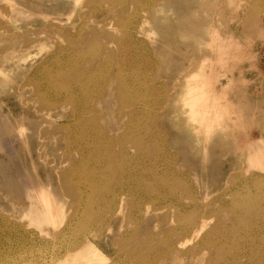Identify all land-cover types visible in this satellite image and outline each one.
Masks as SVG:
<instances>
[{
	"label": "rangeland",
	"instance_id": "374dc122",
	"mask_svg": "<svg viewBox=\"0 0 264 264\" xmlns=\"http://www.w3.org/2000/svg\"><path fill=\"white\" fill-rule=\"evenodd\" d=\"M77 1L0 0V264H55L68 250L87 258L77 253L65 264L261 260L264 169L250 156L264 158V0ZM217 24L242 48L220 71L231 89L216 98L244 117L230 113L229 134L214 125L205 140L180 98L186 78L201 85L197 68L214 47ZM209 63L202 65L217 67ZM60 75L87 78L86 87L60 88ZM76 133L95 137L97 148L109 144L113 167L78 151ZM140 136L143 147L134 148Z\"/></svg>",
	"mask_w": 264,
	"mask_h": 264
},
{
	"label": "bare ground",
	"instance_id": "6f19581e",
	"mask_svg": "<svg viewBox=\"0 0 264 264\" xmlns=\"http://www.w3.org/2000/svg\"><path fill=\"white\" fill-rule=\"evenodd\" d=\"M97 2V1H96ZM140 2V1H139ZM138 2V3H139ZM74 3L77 5V3H78V1L77 0H74ZM149 3H152V2H149ZM148 3V4H149ZM141 4V3H140ZM139 4V5H140ZM147 5V4H146ZM151 5V4H150ZM143 6V5H142ZM134 9V8H133ZM146 13V12H145ZM218 22V21H217ZM111 23V22H110ZM140 24V23H139ZM150 26V25H149ZM261 31V30H260ZM258 32V31H257ZM127 33V32H126ZM211 43L214 45V47H212V49H211V52H210V55L208 54L206 57L204 56L203 57V62H201V66L202 67H198L197 69V72L198 73H201V74H203L204 75V77L202 76V81H201V79L198 81V83H200L201 85L198 87L197 86V84H191V82H190V80H189V82H188V80H187V78L185 79V82H187V83H185V85H184V87H182L183 88V91H182V96H181V98H180V102L182 103V106H181V109H182V112H183V114H185L186 115V119L189 121V123L191 124V126H192V128H193V130H194V132L198 135V134H200V133H202V134H204L205 136H207L206 138H205V140H207L208 139V137H209V135L211 134V130H212V128L211 127H214V125H215V127H216V129H219L220 130V132H221V134L223 135V136H227L228 134H229V127L225 124L226 122H229V121H233L232 119H233V117L234 116H231L230 115V113H234V112H237V116L240 118H243L244 117V115L242 114V113H239V111H236V108H234V107H231L232 105H231V103H230V101L225 97L223 100H222V102H220V101H218V100H220L219 98L217 99L216 98V95H217V93H218V95H221V97H223V96H225V93H227V91L228 90H230L231 89V87H232V85H231V81L229 82V79L228 78H226L224 75V72L222 73V72H220L221 70H224V69H226V67L227 66H231L232 64L231 63H233L234 61H235V59H237V60H239L238 58H237V55H239V54H241V53H239L240 52V50H241V48H242V46H240V42L241 41H239V39L236 37V36H234L233 34H224V33H222L220 30H218V24H217V27L215 28V29H212L211 30ZM145 48V47H144ZM146 49V48H145ZM97 50V49H96ZM87 51V50H86ZM80 52V51H79ZM92 52V51H91ZM93 52H94V50H93ZM97 52H99V51H97ZM66 53V52H65ZM77 53V52H76ZM67 54H68V52H67ZM80 54H82V53H80ZM69 55V54H68ZM83 55V54H82ZM87 55H89V53L88 54H86V56ZM90 55H92V54H90ZM100 55V54H99ZM63 57V56H62ZM67 57V56H66ZM81 57V56H80ZM68 58H69V56H68ZM70 59V58H69ZM192 59V58H191ZM67 61H68V59H66ZM66 60H64V61H66ZM157 60V59H156ZM63 61V60H62ZM66 61V62H67ZM241 61V60H240ZM75 62V61H74ZM189 62H190V60H189ZM208 63V62H210L209 64H211L212 63V65L214 64H216L217 65V67L216 68H221L219 71H217L216 70V68H213V67H207V68H204L205 66H203L202 65V63H204L205 65H206V63ZM67 64H69V63H67ZM129 64V63H128ZM72 65V64H71ZM126 65V64H125ZM135 65V64H134ZM139 65V64H138ZM213 65V66H214ZM73 66V65H72ZM129 66V65H128ZM131 66V65H130ZM129 66V67H130ZM136 68H138V67H136ZM49 69V68H48ZM127 69V68H126ZM130 69V68H129ZM134 69V68H133ZM47 69H45L44 71H46ZM132 70V69H131ZM140 70V69H139ZM50 71V70H49ZM88 71V70H87ZM141 71V70H140ZM47 72V71H46ZM129 72V71H128ZM134 72H136L137 73V71H134ZM219 72L221 73V74H219ZM129 73H131V72H129ZM195 73V72H194ZM85 74V73H84ZM94 74V73H93ZM98 74V73H97ZM100 74H102V73H100ZM126 74V73H125ZM124 74V75H125ZM145 74V73H144ZM191 74H192V72H191ZM224 74V75H223ZM50 75V74H49ZM89 76H90V74H88ZM126 75H128V73L126 74ZM136 75V74H135ZM134 75V76H135ZM54 76V75H53ZM61 77H59V79L58 80H63V82L61 83V85L59 86L60 88H66V87H68L67 85H71V86H73L71 89V91L72 92H74L73 90V88H74V86H76L77 88L79 87V89H84L85 87H86V82H84L85 80L84 79H81V78H79V82H75L74 80H72V79H68V78H66V79H64L63 78V76L62 75H60ZM81 76H83V75H81ZM88 76V77H89ZM98 76V75H97ZM133 76V77H134ZM140 76H141V74H140ZM139 76V77H140ZM190 76V75H189ZM189 76H188V78H189ZM49 77H52V76H49ZM84 77H86L85 75H84ZM83 77V78H84ZM96 77V76H95ZM99 77V76H98ZM102 77V76H101ZM132 77V76H131ZM137 77V76H136ZM135 78V77H134ZM192 78H194V76L193 77H191L190 76V79H192ZM203 78L205 79V80H203ZM51 79V78H50ZM96 79V78H95ZM132 79V78H131ZM136 79V78H135ZM142 79V78H141ZM57 80V79H56ZM98 80V79H97ZM134 80V79H133ZM194 80H198V79H193V81ZM232 80V79H231ZM39 81H40V79H39ZM46 81V80H45ZM53 81V80H52ZM51 81V82H52ZM131 81V80H130ZM196 81H194L195 83H197ZM54 82V81H53ZM52 82V83H53ZM103 82H105V81H103ZM134 82V81H133ZM137 82H139V81H137ZM136 82V83H137ZM149 82V81H148ZM57 83H59V82H57ZM56 83V84H57ZM130 83V82H129ZM132 83V82H131ZM130 83V84H131ZM55 84V85H56ZM138 84V83H137ZM136 84V85H137ZM216 84H219V89L217 90L216 88H215V85ZM53 85V84H52ZM85 85V86H84ZM98 85L99 84H97V87H98ZM129 85V84H128ZM135 85V86H136ZM150 85V84H149ZM88 86V85H87ZM95 87H96V85H94ZM131 86V85H130ZM130 86H128V87H130ZM145 86H146V84H145ZM96 87V88H97ZM52 88V87H51ZM54 88H56V87H54ZM58 88V87H57ZM69 88V89H70ZM92 88V87H91ZM95 88V89H96ZM134 88V87H133ZM138 88V87H137ZM147 88H148V86H147ZM153 88V87H152ZM76 89V88H75ZM101 89V88H100ZM148 89H150V88H148ZM64 90H66V89H64ZM68 90V89H67ZM140 90V89H139ZM147 90V89H146ZM56 91V90H55ZM59 91V90H58ZM61 91V90H60ZM80 91V90H79ZM78 91V92H79ZM85 91V90H84ZM89 91H90V89H89ZM129 91V90H128ZM127 91V92H128ZM136 91V90H135ZM143 91H144V89H143ZM93 92V91H92ZM98 92V91H97ZM59 93V92H58ZM62 92H60V94H61ZM77 93V92H76ZM75 93V94H76ZM88 93V92H87ZM86 93V94H87ZM139 93H141V92H139ZM143 93V92H142ZM141 93V94H142ZM73 95V97L74 96H76V95ZM80 94V93H79ZM92 94H94V95H96L95 93H92ZM91 94V95H92ZM127 94V93H126ZM140 94V95H141ZM145 93H143L142 95H144ZM148 94H149V91H148ZM54 95H56V94H54ZM77 95H78V93H77ZM81 95V94H80ZM80 95H78V96H80ZM122 95H125V94H122ZM122 95L120 94L119 96H118V98H119V100H120V98H122ZM146 95V94H145ZM64 96V95H63ZM78 96H76V97H78ZM128 96V95H127ZM126 96V97H127ZM54 97V96H53ZM69 97H70V95H69ZM137 97V96H136ZM138 97H139V94H138ZM137 97V98H138ZM210 97L212 98V99H210ZM214 97V98H213ZM217 97H219V96H217ZM55 98H56V96H55ZM61 98V97H60ZM65 98V97H64ZM71 98V97H70ZM86 98V97H85ZM92 98V97H91ZM143 98V97H142ZM66 99V98H65ZM74 99H75V97H74ZM81 100H82V98H80ZM93 99V98H92ZM127 99V98H126ZM144 99V98H143ZM215 99H216V101H215ZM86 100V99H85ZM93 100H95V99H93ZM122 100H124V97H123V99ZM128 100H129V98H128ZM131 100V99H130ZM140 100V99H139ZM63 101V100H62ZM70 101V100H69ZM68 101V102H69ZM74 101H80L79 99L78 100H74ZM87 101V100H86ZM90 101H92L91 99H90ZM127 101V100H126ZM217 101H218V103H217ZM61 102V101H60ZM73 102V101H72ZM83 102V101H82ZM81 102V103H82ZM93 102V101H92ZM128 102V101H127ZM130 102V101H129ZM136 101L135 100H133V101H131V103H135ZM177 102V101H176ZM175 102V103H176ZM220 102V103H219ZM80 103V104H81ZM90 103V102H89ZM125 103V102H124ZM137 103V102H136ZM92 104V103H91ZM90 104V105H91ZM72 105H73V103H72ZM74 105H76V104H74ZM84 105H85V103H84ZM126 105V104H125ZM72 107H74V106H72ZM87 107V106H86ZM74 108H76V106L74 107ZM77 108H79L78 106H77ZM76 108V109H77ZM84 108V107H83ZM92 107L90 106V109H91ZM234 108V109H233ZM82 109V108H81ZM80 109V110H81ZM88 109V108H87ZM138 109V108H137ZM136 109V110H137ZM162 109V108H161ZM78 110V109H77ZM85 110V109H84ZM135 110V111H136ZM135 111H132V112H135ZM75 112H77L76 110H75ZM87 112V111H86ZM91 112V111H90ZM141 112V111H140ZM227 112V113H226ZM80 113H83L82 111L80 112ZM139 113V112H138ZM232 113V115H235V113L233 114ZM77 114V113H76ZM94 114V113H93ZM135 114V113H134ZM226 115V116H224V115ZM73 115V114H72ZM75 115V114H74ZM132 115V114H131ZM78 116V115H77ZM80 116V115H79ZM82 116V115H81ZM84 116H86L87 117V114L85 115V112H84ZM92 116V115H91ZM133 116V115H132ZM204 116V117H203ZM206 116V117H205ZM202 117H203V120H202ZM212 117V118H211ZM75 118V117H74ZM77 118H79V117H77ZM81 118V117H80ZM90 118H92V117H90ZM130 118V117H129ZM201 118V120H200V123H198V119H200ZM208 118H210L211 119V121H209V120H206V119H208ZM73 119V118H72ZM71 119V120H72ZM238 119V118H237ZM75 120V119H74ZM77 120V119H76ZM84 120V119H83ZM129 120V119H128ZM212 120H213V122L215 123H213L212 122ZM215 120V121H214ZM81 121V120H80ZM87 121V120H86ZM85 121V122H86ZM134 121V120H133ZM206 121H208V122H206ZM226 121V122H225ZM74 122V121H73ZM89 122V121H88ZM92 122V121H91ZM204 122H206V123H204ZM81 123H82V121H81ZM128 123V122H127ZM137 123V122H136ZM201 123H204V124H201ZM79 124V123H78ZM86 124H87V122H86ZM129 124V123H128ZM130 124H131V122H130ZM137 124H140V123H137ZM148 124V123H147ZM81 125V124H80ZM85 126V125H84ZM138 126V125H137ZM147 126V125H146ZM149 126V125H148ZM150 126H151V124H150ZM149 126V127H150ZM80 127V126H79ZM141 127V126H140ZM207 127L209 128V129H207ZM93 128V127H92ZM81 129V128H80ZM85 129V128H84ZM126 128H124V130H125ZM130 129V128H129ZM146 129V128H145ZM150 129H153V128H150ZM149 129V130H150ZM76 130H77V128H76ZM135 130V129H134ZM140 130V129H139ZM138 130V131H139ZM210 130V131H209ZM70 131V130H69ZM78 131V130H77ZM81 131V130H80ZM91 131V130H90ZM93 131V130H92ZM96 131V130H95ZM133 131V130H132ZM152 131V130H151ZM156 131V130H155ZM237 131V130H236ZM76 132V131H75ZM94 132V131H93ZM142 132H143V130H142ZM242 132V131H241ZM72 133V132H71ZM79 133V132H78ZM96 133V132H95ZM137 133V132H136ZM105 134V133H104ZM133 134V133H132ZM139 134V133H138ZM152 133H149V131H146L145 132V136H143V137H146L147 136V138L149 137V139H152L151 138V136H153V135H151ZM239 134V133H238ZM75 135H77V133L75 134ZM142 135V134H141ZM156 135V134H155ZM71 136V135H70ZM72 136H74V135H72ZM95 136V135H94ZM138 136V135H137ZM242 136V135H241ZM102 137V136H101ZM100 137V138H101ZM104 137V136H103ZM109 137V136H108ZM199 137V136H198ZM94 138L95 137H93V136H91V135H88V134H83V133H80V134H78L77 136H74L73 137V139H72V143L75 145V147L77 148V150L78 151H83V149H85V150H88V152H89V155L88 156H86V157H88L87 159H89V160H91L92 158L94 159V160H96V159H101L102 160V157H103V159H105L107 162V164H108V166H106V167H110V168H112L111 167V156H112V151H111V149H113V148H110L109 147V144H107V145H105V146H107V148L105 147H103L102 145L99 147V148H97L99 145H94L95 143L92 141V140H94ZM105 138H107V137H105ZM141 136L140 137H137V138H135V147L134 148H136V146L138 147V146H140V147H143V145H142V141H141ZM238 138V137H237ZM104 139V138H103ZM95 140H97V138L95 139ZM153 140V139H152ZM98 141V140H97ZM96 141V142H97ZM105 141V140H104ZM104 141H102V142H104ZM107 141V140H106ZM110 141V140H109ZM145 141V140H144ZM143 141V142H144ZM157 141H158V139H157ZM149 142V141H148ZM159 142V141H158ZM238 142H240V141H238ZM250 142V141H249ZM249 142L247 143V145H251V144H249ZM253 143H254V141H252ZM105 143V142H104ZM152 143V142H151ZM259 143H261L260 141H259ZM263 143V142H262ZM149 145V144H148ZM246 145V146H247ZM147 146V145H146ZM243 145H240V147H242ZM245 146V148H248V146L246 147ZM102 147V148H101ZM239 147V148H240ZM253 147V146H252ZM109 148V149H108ZM244 148V149H245ZM102 149H104V151L103 152H99L100 150L102 151ZM252 150V153H254V151L255 150H257V149H255L254 150V147L251 149ZM254 150V151H253ZM206 151V150H205ZM245 151H246V149H245ZM256 152V151H255ZM242 153H243V151H242ZM255 154V153H254ZM257 154H259L258 153V151H257V153L255 154V155H257ZM259 156H262V155H259ZM257 157V156H253V155H251L250 156V160H251V163H253V165H257V166H255V167H257V168H259V169H264V160L262 161V159H264L263 157ZM83 158H85V157H83ZM257 158H259V160L257 159ZM93 160V161H94ZM97 160V161H98ZM258 160V161H257ZM83 161V159H82V157H81V159H80V162H82ZM205 161V160H204ZM110 162V163H109ZM94 163V162H93ZM99 163V162H98ZM101 163V162H100ZM104 163V162H103ZM256 163V164H255ZM84 164V163H83ZM111 164V165H110ZM252 165V164H251ZM100 166V165H99ZM120 166H122V167H124L125 166V161H123L122 162V165H120ZM249 166V165H248ZM116 168L118 169V167H115L114 166V168H113V170H116ZM97 169V168H96ZM88 170V169H87ZM99 170V169H98ZM111 169H109V171H110ZM91 173H93V172H91ZM90 172L88 173V176H90L91 178H97L98 176L100 177L101 176V174H102V171L101 172H94L95 173V175H93V174H91ZM257 175V174H256ZM85 176V175H84ZM78 179H80V178H78ZM85 180V179H84ZM84 180H78V182L79 183H81V182H83ZM96 180V179H95ZM76 181V180H75ZM43 191V190H42ZM43 195H44V193H43ZM44 198H45V196H44ZM121 198V197H120ZM46 200V199H45ZM250 203V202H249ZM252 203V202H251ZM47 204V203H46ZM34 205V204H33ZM252 206V205H251ZM36 207V206H35ZM46 207H47V205H46ZM49 207V206H48ZM32 208V207H31ZM37 209H41V208H39V207H36ZM241 210V209H240ZM41 212V211H40ZM45 212H47L46 214L48 215V211H45ZM178 212H180V211H178ZM29 213H30V211H29ZM35 213H37V212H35ZM43 213H44V211H43ZM241 213V212H240ZM243 213V212H242ZM180 214H181V212H180ZM179 214V215H180ZM237 214V213H236ZM45 215V214H44ZM46 215V216H47ZM241 215V214H240ZM34 218V217H33ZM36 218V217H35ZM46 218V217H45ZM65 218V217H64ZM180 218V217H179ZM205 218V217H204ZM239 218V217H238ZM243 219V218H242ZM38 220H40V219H37V221ZM207 220V219H206ZM205 220V221H206ZM41 221H43L42 219H41ZM198 221V220H197ZM201 221H202V223H200V229L199 230H201V228L202 227H204V225L206 224L205 223V221H203V219H201ZM200 221V222H201ZM237 221V220H236ZM240 221V220H239ZM40 222V221H39ZM64 222V221H63ZM208 222V221H207ZM41 223V222H40ZM185 223V222H184ZM184 223H182V224H184ZM196 223V222H195ZM198 223V222H197ZM52 224V223H51ZM247 224H248V222H247ZM258 224V223H257ZM256 224V225H257ZM185 225V224H184ZM186 225H188V223L186 224ZM191 225V224H190ZM194 225V224H193ZM192 225V226H193ZM55 226H57V225H55ZM61 226V225H60ZM242 226V225H241ZM52 227H53V225H52ZM186 227V226H185ZM187 227H189V226H187ZM253 227V226H252ZM38 229L36 230L37 231V235H40V234H44V232H46V229L44 228V227H42V226H38L37 227ZM48 228V227H47ZM54 228H57V227H54ZM53 228V229H54ZM238 228H239V225H238ZM251 228V227H250ZM192 229V228H191ZM190 229V230H191ZM258 229V228H257ZM56 230V229H55ZM58 230V229H57ZM203 230V229H202ZM234 230V229H233ZM240 230V229H239ZM238 230V231H239ZM249 230V229H248ZM247 230V231H248ZM263 230V229H262ZM48 231H49V228H48ZM189 231V230H188ZM195 231V230H194ZM193 231V232H194ZM197 232H198V230H196ZM196 231H195V233H196ZM235 231V230H234ZM252 231V230H251ZM53 232V231H52ZM187 232V231H186ZM185 232V233H186ZM48 233V232H47ZM50 231H49V233H48V235H50ZM55 233V232H54ZM218 233V232H217ZM235 233V232H234ZM35 234V233H34ZM53 235V234H52ZM214 236V235H213ZM224 236V235H223ZM239 236V235H238ZM248 236V235H247ZM252 236V235H251ZM254 236V235H253ZM185 237H187V236H185ZM190 237V236H189ZM191 237H192V235H191ZM212 237V236H211ZM226 237H228V236H226ZM54 238V237H53ZM184 238V237H183ZM203 238V237H202ZM216 238V237H215ZM229 238V237H228ZM232 238V237H231ZM239 238V237H238ZM241 238V237H240ZM239 238V239H240ZM253 238V237H252ZM258 238V237H257ZM189 239V238H188ZM214 239V238H213ZM227 239V238H226ZM248 240H249V238H247ZM179 240V239H178ZM187 240V239H186ZM203 240H204V238H203ZM229 240V239H228ZM246 240V239H245ZM254 240V239H253ZM183 241H185V240H183ZM212 241V240H211ZM182 242V241H181ZM180 242V243H181ZM203 242V241H202ZM215 242H216V240H215ZM229 242V241H228ZM235 242H236V240H235ZM244 242V241H243ZM262 242V241H261ZM174 243V242H173ZM176 243V242H175ZM174 243V244H175ZM178 243V242H177ZM179 243V244H180ZM187 243V242H186ZM204 243V242H203ZM225 243H226V240H225ZM237 243V242H236ZM241 243V242H240ZM240 243H238V244H240ZM258 243V242H257ZM88 244V243H87ZM86 244V245H87ZM89 244H90V242H89ZM174 244H171V247L174 245ZM218 244V243H217ZM221 244V243H220ZM229 244V243H228ZM251 244V243H250ZM90 245H92V244H90ZM170 245V244H169ZM176 245V244H175ZM178 245V244H177ZM181 245V244H180ZM179 245V246H180ZM183 245H185V244H182V246ZM206 245V244H205ZM252 245V244H251ZM255 245V244H254ZM85 246V245H84ZM89 246V245H88ZM234 246V245H233ZM90 247V246H89ZM235 247V246H234ZM250 247V246H249ZM241 248V247H240ZM251 248V247H250ZM230 249V248H229ZM77 250H79V249H77ZM252 250H254V249H252ZM198 251V250H197ZM217 252V251H216ZM252 252V251H251ZM254 252V251H253ZM259 252V251H258ZM262 252H263V250H262ZM261 252V253H262ZM73 254H74V252H72ZM78 254H79V252H77ZM77 253L75 254L76 256H77ZM185 253V252H184ZM247 253H249V252H247ZM73 254H69V250L68 251H65V253L62 255V256H59V257H57L55 260H54V262H56L55 264H58V263H63L65 260L66 261H68L67 259H70V258H72V259H76V257H75V255H74V258L72 257L73 256ZM211 254H212V252H211ZM220 254V253H219ZM224 254V253H223ZM257 254V253H256ZM72 255V256H71ZM82 256V253L81 254H79V257L77 256V259L79 258V259H82L83 260V258H84V261H86L85 259L87 258V257H83L82 256V258H80L81 256ZM252 255V254H251ZM255 255V254H254ZM261 255V254H260ZM241 256V255H240ZM256 256H258V255H256ZM62 257V258H61ZM238 257V256H237ZM246 257V256H245ZM61 258V259H60ZM255 258V257H254ZM71 259V260H72ZM237 259V258H236ZM236 259H234V261L236 260ZM51 260V259H50ZM64 260V261H63ZM247 260V259H246ZM260 260V259H259ZM257 261V260H254V261H251V262H249L250 264L252 263V264H264V256L262 257V259L260 260V261ZM61 261H63V262H61ZM75 261V260H74ZM250 261V260H249ZM87 262H88V264H89V260H87ZM87 262H86V264H87ZM230 262H232V261H230ZM230 262H229V264H230ZM47 263V262H46ZM91 263V262H90ZM226 263V262H225ZM225 263H223V264H225ZM64 264H65V262H64Z\"/></svg>",
	"mask_w": 264,
	"mask_h": 264
}]
</instances>
